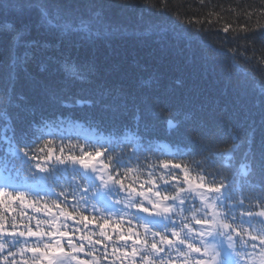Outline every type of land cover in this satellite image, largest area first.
I'll list each match as a JSON object with an SVG mask.
<instances>
[{"label":"trees","instance_id":"1","mask_svg":"<svg viewBox=\"0 0 264 264\" xmlns=\"http://www.w3.org/2000/svg\"><path fill=\"white\" fill-rule=\"evenodd\" d=\"M37 3L47 6L53 14L60 10L91 17V36H60L48 30L42 25L39 8L34 6ZM3 24L13 28L0 27V89L8 85L10 60L25 53L29 58L18 72L12 73L14 91L10 103L5 105L0 101V110L7 108L10 117L7 131L0 121V174L20 181L32 172L45 175L35 167L28 171L18 161L5 160L4 137L14 135L25 137L30 143V154L38 157L47 155L51 148L50 163L54 166L62 148L67 155L69 151L79 154L82 146L92 150L115 144L109 155L121 157L127 167L139 169L138 178L135 173L129 174L126 184L132 183L139 190L144 180L152 178L149 173H153L162 186L159 177L164 174L170 181L171 193L175 192L172 185L177 183L186 190L191 188L195 207L201 206L195 187L201 175L205 176V184L224 178L226 183L234 180L236 201L254 196L264 187V88L261 87L264 84V0H0V25ZM17 31L23 37L18 44L14 43ZM43 42L53 47H40ZM65 57L94 67L83 80L66 78L59 63ZM54 94L62 95L65 100L72 97L91 102L75 105L73 99L74 106L65 107L55 101ZM148 112L153 115L137 121L138 113ZM170 118L179 122L177 128L169 127ZM69 145L75 147L70 149ZM138 146L143 150L132 156ZM229 147L234 148L230 165L222 168L218 160L213 162V154ZM101 161L107 163L106 157L96 158L97 167ZM160 161L182 165L172 169L176 179L166 174ZM29 163L35 165L37 161ZM242 165L248 166L247 175L242 172ZM183 166L191 169L190 186L184 184ZM16 168L22 170L17 173ZM80 179L79 175L75 176L76 181ZM65 181L73 182L71 167L60 183L64 185ZM27 183L35 185L36 182ZM50 187L56 193L61 190L58 186ZM83 187L82 184L81 191ZM34 199L31 196L28 201L33 205ZM73 203L69 196V211ZM94 203L80 206V213L89 218L87 224L78 214L59 227L67 230L75 242H79L81 234L101 240L90 251L98 258V264H113V247L119 245L124 250L125 241L119 240V235H128L129 227L143 235L144 230L137 228L134 216L146 214L117 205L133 216L132 224H128L129 215H125L120 228H115L117 218L111 217L112 223L104 231L112 239L105 240L99 235L97 221L92 219L94 215L99 219L105 214L94 213L91 207ZM6 204L9 209L6 212L0 206V216L5 217L7 229L14 222L17 231H26L24 225L29 224L35 230L37 219L51 218V214L45 216V213L26 210L15 202L14 206ZM43 204L44 201H37L34 207L46 211ZM192 206L190 198L188 207ZM245 207L259 211L262 206L255 199H246ZM58 211L53 208L54 213ZM260 219L264 218L257 217L254 221L257 229L264 228L258 222ZM255 243L258 252L259 241ZM127 245L130 252L131 241ZM247 251L253 249L249 246ZM81 254V259H93ZM12 259L7 256V250L0 253V264H11ZM15 261L22 264L18 253Z\"/></svg>","mask_w":264,"mask_h":264},{"label":"snow or ice","instance_id":"2","mask_svg":"<svg viewBox=\"0 0 264 264\" xmlns=\"http://www.w3.org/2000/svg\"><path fill=\"white\" fill-rule=\"evenodd\" d=\"M39 8L42 25L48 30L54 31L60 36L69 34H78L88 38L92 34V18L84 16H74L71 12L62 13L57 10L55 14L50 12L49 8L43 4H35ZM0 27L5 30L13 28L12 25L3 24ZM227 31V29H225ZM22 34L17 31L14 37V43L22 40ZM32 46H37L33 44ZM42 48L53 47L49 42H43L39 45ZM27 53L23 57H16L9 63V82L6 88L0 89V101L7 105L11 101V93L14 86L11 82L12 73L18 72L23 63L28 60ZM61 64L66 78L72 80H83L90 74L93 65L89 63H78L69 57H65ZM264 88V84L261 85ZM57 103L65 107L88 104L91 101L84 98L69 97L65 100L62 95H55ZM151 112L137 115V121L152 116ZM10 117L7 108L0 110V121L4 122L5 130L8 129ZM170 128H177L179 122L175 118L167 121ZM193 131H197L193 129ZM7 147L5 151V160L8 162H19L28 171L35 167L39 173H45L44 176H38L35 172L31 176L25 175V180L17 184L0 185V197H6L12 200L20 201L27 206L29 197L34 196L33 206L37 201H44L43 208L45 216L51 214L50 219H37L36 228L24 225V230L17 231V224L11 223V231H8V224L5 217L0 216V253L7 250V256L12 257L11 264H16L15 257L17 253L22 258V264H98V258L93 256L90 249H95L96 245L102 243L99 239H93L92 236L81 234L79 242H75L69 234L57 227V221L60 216L67 219H74L80 214L81 220L86 224L89 221L88 216L80 213L81 204L87 205L90 201H95L91 205L94 213H104L99 219L94 215L96 226L101 230L99 235L105 240H111L104 228L112 223L111 217L117 219L114 222L115 228H120L124 221V216L129 215L123 209L117 208V205L123 204L124 209H135L137 213L146 215L134 216L137 221V228H142L143 235L139 231L133 232L129 227L126 231L128 235L121 233L119 240L125 241L124 250L121 246L113 247V264L119 261V264H264V228L257 229L254 221L257 217L264 218V187L254 196H246L239 201L234 199L235 181L225 182L224 178L220 182L213 180L210 184H205L204 175L200 176V182L195 187L203 189L197 192L200 201V207H195L196 200L192 197V191L177 183L172 185L175 192L169 191L170 181L162 174L159 179L163 185H159L154 178L153 173H149L150 179L144 180L140 184L139 190L132 183H125L129 174L135 173L139 176V169H133L123 164L121 157L109 155L114 151L116 145L110 147L100 145L92 150H86L83 146L79 154L69 151L64 154V149L60 150L61 155L55 157L56 165L50 162L53 159V150L48 149L47 155L36 156L30 154V143L25 137L16 138L13 136L4 137ZM46 143L50 144L51 141ZM75 145H69L74 148ZM143 150L139 146L132 153ZM41 152L44 149H40ZM234 148L229 147L223 151L214 153L216 162L218 160L223 168L230 165ZM182 154V153H181ZM104 156L107 163L100 162L97 167L96 158ZM36 160L35 165L29 162ZM59 165H63L60 168ZM171 165V168L169 167ZM79 166V167H77ZM71 167L73 182H60L68 173ZM162 167L168 176H173L172 169H179L181 164L172 161H160ZM184 184L191 185L190 171L188 166H183ZM247 165H242V172L247 175ZM83 169V173L80 172ZM121 169L124 175L121 176ZM22 169L16 168L19 173ZM81 177L80 181L75 180V176ZM173 179L176 177L173 176ZM35 181V185L27 181ZM99 181V184L96 181ZM84 185L81 191V185ZM50 185L61 188L59 193L52 190ZM146 185H151L146 187ZM47 187V191H45ZM71 189L69 191L68 189ZM163 192V194H162ZM120 193H124L120 197ZM72 196L74 203L71 205V211L68 210L67 200ZM113 197H120L113 199ZM63 198V200L61 199ZM191 198L192 207H188V201ZM255 199L262 206L261 210L253 211L251 207H245V200ZM50 202V203H49ZM64 204L65 207H61ZM99 204L100 207H96ZM150 205V207H149ZM0 206L7 207L6 201L0 199ZM53 208L59 210L53 212ZM37 212L41 209L36 207ZM87 209H85L86 211ZM239 210V216H237ZM176 217H180L179 220ZM133 216L129 215L128 224H132ZM13 220L15 218L13 217ZM102 221V222H101ZM264 225V219L258 221ZM47 225V229L44 226ZM199 225V228L194 227ZM170 233V235H169ZM245 236L249 239H245ZM151 237V240L149 239ZM23 238V239H22ZM31 238V239H30ZM238 238V239H237ZM259 241V251H255ZM87 241L86 245L84 242ZM131 241V251L127 250V242ZM239 244V247L237 246ZM251 247L252 252L247 248ZM66 248L68 250H66ZM16 249L17 251H12ZM27 253L32 255L29 257ZM93 256V259H81L80 254ZM245 257L247 261L245 262ZM105 258L107 253L105 249ZM131 258V259H129ZM7 259V257H5Z\"/></svg>","mask_w":264,"mask_h":264},{"label":"rangeland","instance_id":"3","mask_svg":"<svg viewBox=\"0 0 264 264\" xmlns=\"http://www.w3.org/2000/svg\"><path fill=\"white\" fill-rule=\"evenodd\" d=\"M100 167V166H99ZM98 181V180H97ZM19 182H21V181H19V180H17V179H15L14 177H12V176H10V175H6V176H2V175H0V185H5V184H17V183H19ZM29 184H33V183H29ZM34 185V184H33ZM198 191H200V190H198ZM197 191V192H198ZM197 192H196V194H197ZM4 199H5V201L6 202H8V203H11V206H14L12 203H18L19 205H20V207H23L24 209H26V210H31V211H33V212H35V213H41V214H44L45 213V211L43 210V209H41V211L40 212H37L35 209H36V207H34L32 204H31V202H29V201H27V206H25L24 204H22L20 201H16V200H12V199H9V198H6V197H4ZM20 207H18V209L20 208ZM1 209L2 210H4L5 208L3 207V206H1ZM7 209H9V208H6V212H7ZM5 211H2V214H5L6 213ZM40 218L41 217H44L43 215H40L39 216ZM42 219V218H41ZM59 219H60V221L58 222V225H57V227H59V225H60V223L62 224V222H64V221H69V219H67V218H65V217H63V216H60L59 217ZM11 226V225H10ZM8 231H11V229L9 228V229H7ZM63 230V229H62ZM64 231H66L67 232V230H64ZM70 236V235H69ZM23 239V238H22ZM80 255H83V254H80ZM247 260H245V262H246Z\"/></svg>","mask_w":264,"mask_h":264}]
</instances>
